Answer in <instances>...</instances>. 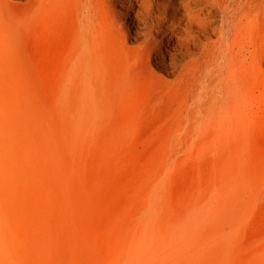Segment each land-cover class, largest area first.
<instances>
[{
	"label": "rangeland",
	"instance_id": "1",
	"mask_svg": "<svg viewBox=\"0 0 264 264\" xmlns=\"http://www.w3.org/2000/svg\"><path fill=\"white\" fill-rule=\"evenodd\" d=\"M130 2L0 0V264H264V15L217 76Z\"/></svg>",
	"mask_w": 264,
	"mask_h": 264
},
{
	"label": "bare ground",
	"instance_id": "2",
	"mask_svg": "<svg viewBox=\"0 0 264 264\" xmlns=\"http://www.w3.org/2000/svg\"><path fill=\"white\" fill-rule=\"evenodd\" d=\"M130 1L127 7L129 18L142 25L146 21L144 13H148V9L154 3L156 6L159 0ZM169 1L178 2L180 8L178 6L177 9H183V23L168 28V47L163 45L165 51L158 48L154 60L163 64L167 57L168 65L174 68L176 55L180 56L193 47L197 49L194 58L204 63L207 75L230 73L235 61H241L248 51L251 43L249 30L264 15V0H205L208 5L201 8L192 7L195 0ZM209 36L214 39L210 40ZM201 37L205 39L204 42H199Z\"/></svg>",
	"mask_w": 264,
	"mask_h": 264
}]
</instances>
